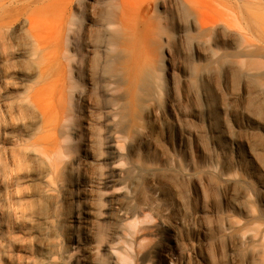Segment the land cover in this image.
Instances as JSON below:
<instances>
[{
  "label": "rangeland",
  "instance_id": "rangeland-1",
  "mask_svg": "<svg viewBox=\"0 0 264 264\" xmlns=\"http://www.w3.org/2000/svg\"><path fill=\"white\" fill-rule=\"evenodd\" d=\"M19 20L40 156L0 173V264H264V0H0Z\"/></svg>",
  "mask_w": 264,
  "mask_h": 264
},
{
  "label": "bare ground",
  "instance_id": "bare-ground-1",
  "mask_svg": "<svg viewBox=\"0 0 264 264\" xmlns=\"http://www.w3.org/2000/svg\"><path fill=\"white\" fill-rule=\"evenodd\" d=\"M24 20H19L9 23H0V83L5 85V90L0 95V121H6L7 125L5 131H3L2 143H0V173L6 177H11L15 182L14 186L19 182H25L33 180L30 176H21L27 161H36L39 158V154L32 147H28V139L32 138L36 128L33 125L28 124L27 119H33V115L36 116V112L33 110L31 103L28 99H18L13 94L12 90H18V94L21 96L26 90L29 84H24L26 78L30 83L34 82L38 77V73L34 72L30 77L27 73H18L20 81H16L15 76L10 72L9 68H15L10 62V57L4 56L6 49L13 45V41L20 38L24 31ZM17 63L15 65H22L24 62L33 61L36 59V54L27 50H18L12 54ZM24 82V83H23ZM8 127V128H7ZM217 144L222 145L216 140ZM47 159L53 161V156L50 152H45ZM55 164L48 163V173H44L42 181L46 183L47 189L43 190L44 194H49L52 190L49 180V175L53 173ZM17 203H22L27 200L16 196ZM24 200V201H23ZM24 215V224L31 225L32 219ZM16 232L25 235L24 227L18 226ZM8 237H1L6 239ZM22 245V244H21ZM56 246H58L55 243ZM21 247V246H20ZM66 255L62 251L48 252L44 255L43 259L38 264H65L64 259Z\"/></svg>",
  "mask_w": 264,
  "mask_h": 264
}]
</instances>
